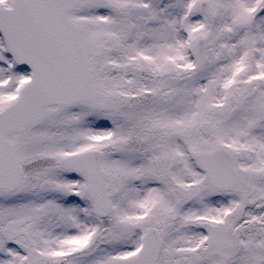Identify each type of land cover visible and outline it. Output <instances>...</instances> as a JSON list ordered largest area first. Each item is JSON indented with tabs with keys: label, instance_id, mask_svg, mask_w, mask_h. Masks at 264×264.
Wrapping results in <instances>:
<instances>
[{
	"label": "snow or ice",
	"instance_id": "obj_1",
	"mask_svg": "<svg viewBox=\"0 0 264 264\" xmlns=\"http://www.w3.org/2000/svg\"><path fill=\"white\" fill-rule=\"evenodd\" d=\"M0 264H264V0H0Z\"/></svg>",
	"mask_w": 264,
	"mask_h": 264
}]
</instances>
